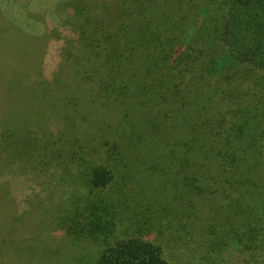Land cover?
<instances>
[{"label": "trees", "instance_id": "trees-1", "mask_svg": "<svg viewBox=\"0 0 264 264\" xmlns=\"http://www.w3.org/2000/svg\"><path fill=\"white\" fill-rule=\"evenodd\" d=\"M64 3L63 20H42L47 30L0 10L9 39L13 28L34 42L30 68L17 51L21 69H12L24 101L18 112L0 110V201L17 202V183L35 178L26 166L17 174V158L30 162L31 150L47 149L68 158L73 178L68 202L51 214L70 255L89 264H172L155 226L192 251L179 254L187 264H223L224 255L248 251L264 226V180L248 189L260 202L243 192L251 147L264 162V96L245 87H264V0ZM146 170L150 186L140 184ZM148 187L167 190L175 204L158 207L146 227L118 228ZM16 223L17 214L12 225L0 212L3 242L17 245ZM50 236L21 252L34 264H61L66 249L50 250Z\"/></svg>", "mask_w": 264, "mask_h": 264}, {"label": "rangeland", "instance_id": "rangeland-1", "mask_svg": "<svg viewBox=\"0 0 264 264\" xmlns=\"http://www.w3.org/2000/svg\"><path fill=\"white\" fill-rule=\"evenodd\" d=\"M64 2L65 0H18L16 6H11L9 0H0V10L6 9L7 12H9L13 17L21 21L31 31H34L35 26L41 30L46 29L47 25L44 24L42 20L48 19L50 21V19L53 18L55 23L63 20L66 17L65 15L67 13V11L65 10L66 3ZM0 25V110L6 107L8 110L11 109L18 112V105H20L24 100L22 101L23 90L20 91L19 89L21 88H17V77H15L13 73L15 71L17 72V68L21 69V65L19 64V66H16L15 68V65H17V51L22 54V61H25V64L27 66L29 64V59L32 56L31 49L34 45V42L29 44L28 36L23 35L19 31H17V33L13 32V28H10L12 30V37L9 39V29L5 30V22H3V18L1 16ZM53 30H57V28L54 27ZM42 36H44V33H42ZM42 41L46 42V38H43ZM18 42L20 43V46L17 48V44L15 43ZM29 66H27L28 69L30 68ZM12 69H14L13 72ZM258 83L259 81H255L253 83L249 82L245 85V87L246 89L248 87H251L256 91H260V95L264 96V87L262 86L263 84ZM7 109L5 111H7ZM43 117L44 116H42L41 118ZM19 120V124H23L24 121H22L21 119ZM259 121V115H252L251 120H249L251 124H257ZM46 129L48 131H51L49 126ZM54 148L57 150H62V145H56L54 146ZM255 148L256 147H251L248 156L246 173L247 177L249 176V178L245 177L246 185L243 187V192L246 196L252 199L250 200L251 202H260L262 196L258 193V191L255 192L253 190V192L250 193L248 191L253 180H255V182H253L254 186L258 184H261V186H263L264 180V162L262 158L259 159V153L256 152ZM2 150L3 149H0V154L2 153ZM36 151H30L32 153L31 158L29 159L31 163L27 160L17 158V162H19V166L17 167V174H21L20 170L24 169V167L26 166V168L30 170L32 176H35V178H32L30 180V183H17V193L19 194L17 195V202L13 201L12 199H10L11 201L8 202H5L6 200L0 201V203L5 202V206L4 208H1L0 212H2V217L5 218V221L8 224L12 223L13 225L14 218L17 214V223L13 227V238L17 240L16 246L14 245L13 241H2L5 237L4 234H6V232H2L0 226V264H34L36 262L35 258L30 257L29 254L22 253L21 250L30 245L37 246V240H35V238L37 235H41V233L43 235L51 233L50 239L52 240L50 242V250L62 251L63 249H66V247H68L65 242H61L60 231H58V229H55L54 224L52 225L51 223L53 219L51 215L52 205L56 202H58V204L64 201L68 202V196H63V193L64 191H67V188L70 194L74 190L72 187L73 178H71L67 174L68 170L66 166L68 165V158L64 155L61 157H57V155H54L53 157V154H51L47 149H38ZM62 172H65V175L62 174ZM147 173L148 170H146V175L140 180L141 185L146 184L150 186L152 184V181L149 180V175ZM250 173L253 175V178L252 175L250 176ZM219 179L216 180L217 183ZM154 183H156V181ZM160 187H164V185L160 184ZM181 187L182 186L179 183V193L181 191ZM150 188L148 187L144 194H141L143 198L142 201L131 203L130 207L127 209V212L125 211L124 215L118 216V228L125 227V229L122 228L125 232H127L126 229L134 232L137 230V228H142L143 224L145 225L147 218L150 219L149 216L155 214L158 215V212L156 210L158 209V207L170 209L172 203L175 204V201H170V199L168 198L167 190L159 191L160 189ZM169 191L173 193L175 190L174 188H171L169 189ZM77 192L78 196H81V188H79ZM126 197H129V194ZM220 201L222 202V198ZM63 205L65 206L64 203ZM186 205L188 206V204ZM216 205H218V203H216ZM156 215L155 218H157ZM147 224L145 225V227L147 226ZM37 226L45 227V233L40 231L38 232ZM11 227L12 226L10 225L8 230ZM153 229L155 230L154 234L161 237L163 245L166 249L167 257L171 259L172 264H187L185 262H182L180 256H183L184 258L186 256L189 257L192 251L189 248L184 246L181 247V245L176 243L172 233L170 232V229L168 230L167 227H160L159 229V226H155ZM140 232H142V229ZM145 233L148 234L150 232L145 231ZM175 234V238H177L181 237L183 232ZM6 236L11 237V234H7ZM249 242L250 246L248 251H242V249H238L235 251L236 254H234V256L229 257L227 255H224L222 263L264 264L263 225L261 228V233L258 234L255 239ZM43 250L45 249H42V251ZM68 250L66 249V254L62 256L63 261L61 264L90 263V260L87 256L79 258L76 255H70V252H68ZM76 250H80V248H77Z\"/></svg>", "mask_w": 264, "mask_h": 264}]
</instances>
